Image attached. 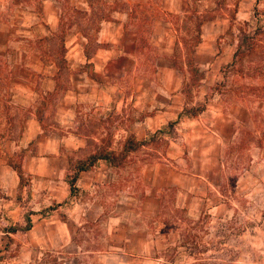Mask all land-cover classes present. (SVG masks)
Segmentation results:
<instances>
[{
    "label": "crops",
    "instance_id": "1",
    "mask_svg": "<svg viewBox=\"0 0 264 264\" xmlns=\"http://www.w3.org/2000/svg\"><path fill=\"white\" fill-rule=\"evenodd\" d=\"M64 2L0 0V25H33L28 18L37 16L41 22L36 25H51L54 32ZM69 3L75 9H89V0ZM123 13L117 8L116 21L101 24L97 42L106 47H99L92 59L97 70L114 76L127 73L141 52L138 31L118 17ZM219 27L207 25L210 34L197 46L196 56L211 67L203 73V83L219 77L217 71L232 62L238 44L236 40L232 46L219 43ZM156 41L159 45L160 39ZM167 44L175 41L165 40ZM172 57L160 55L155 61ZM262 79L264 87V75ZM130 93L149 96L144 101L131 97L134 101L127 103L124 89H87L93 104L102 110V125H107L103 122L107 111L117 116L111 140L121 147L112 153L119 154L130 137L137 142L163 141L164 149L153 156L144 152L147 159L142 162L141 151L128 153L134 162L126 170L99 160L79 173L75 193L65 175L82 147L75 141L88 136L61 134L48 153L26 155L16 170L7 164L12 155L0 150V264H49L52 257L58 264H173L174 257L168 256L184 255L181 243L190 220L203 215L222 220L241 198H249V205L262 203L264 210V90L262 100L253 103L216 94L200 105L204 110L195 116L187 113L196 107H188L181 92L149 86ZM115 94L117 98H112ZM105 136L92 133L90 139L100 143ZM95 152L92 148L83 158ZM242 158H247V166L240 163ZM236 165L241 168L229 188V176L237 171L231 173L229 167ZM128 169L133 173L130 182L118 176ZM26 175L30 180L23 184ZM27 221V230L12 231Z\"/></svg>",
    "mask_w": 264,
    "mask_h": 264
},
{
    "label": "rangeland",
    "instance_id": "2",
    "mask_svg": "<svg viewBox=\"0 0 264 264\" xmlns=\"http://www.w3.org/2000/svg\"><path fill=\"white\" fill-rule=\"evenodd\" d=\"M113 1L89 0V9L85 11L75 9L65 0L54 32L51 25H36L41 22L37 16H26L33 25H0V150L12 155L7 161L9 166L18 169L23 166L26 155L48 153L50 145L61 134L89 137L75 141L76 146L80 143L82 147L76 152L79 157L72 158V163L76 161L72 165L85 160L87 157L83 156L92 148L96 152L120 149L121 143L111 140L117 116L113 110L107 111L109 116L103 121L107 125L101 124L102 110L87 95L90 86L124 89L127 103L133 102L129 98L135 96L144 101L148 94L130 91L149 86L181 92L188 107L203 105L216 94L226 100L250 103L262 100L264 0ZM117 8L124 12L118 17H122L125 25H132L138 31L141 52L127 73L114 76L97 70L92 59L99 47H106L97 42L101 24L116 21ZM207 25H220L219 43L232 46L234 40H241L243 32L250 37L251 47L233 63L223 65L217 71L219 77L206 78L205 83L193 82L189 59L198 68V74L211 69L201 56H196L201 38L210 34ZM156 38L160 39L159 45L154 44ZM165 40L175 44L165 46ZM85 53L89 55L88 60ZM167 54H173V60L155 61ZM111 97L117 98V95ZM93 109L98 110L92 116ZM92 133L95 136L106 133V136L96 143L90 139ZM146 142L138 150L143 153L141 162L147 159L144 152L153 156L154 151L165 147L163 141ZM133 162V156L126 158L119 168L126 170ZM244 162L247 166V158L241 159L240 163ZM239 168V165L229 167L231 173L237 170L229 176V188ZM132 174L128 169L118 176L130 182ZM29 180L26 175L22 182L29 183ZM187 225L181 243L184 255L168 256L174 257L173 264H264L262 203L249 205V198H241L224 219L214 220L203 215ZM48 263L58 264L53 257Z\"/></svg>",
    "mask_w": 264,
    "mask_h": 264
},
{
    "label": "trees",
    "instance_id": "3",
    "mask_svg": "<svg viewBox=\"0 0 264 264\" xmlns=\"http://www.w3.org/2000/svg\"><path fill=\"white\" fill-rule=\"evenodd\" d=\"M198 25H200V24H198ZM197 28H198V30H200V26H197ZM240 34H241V36H240L241 40H239L237 47L235 49V52L233 54L232 63L239 54H242L244 52H248L249 48L251 47V45L249 43L250 37L243 32ZM85 57L87 60L89 59V55L87 53H85ZM188 66L190 69V73H191L193 82H195V80H198V82L201 81L203 79V74H198L199 70L194 65V62L192 59H189ZM194 75H196V78ZM203 110H204V106H198L194 109L190 108L186 111L190 115L195 116ZM182 116H183V113H180L179 118ZM146 143H147L146 141L145 142H137L133 139V137H130L125 141L123 148H122V151L119 154H114L112 152L100 151V152H96V153L88 156L83 161H78L77 163H75L72 166L71 171L65 175V181L69 184L71 193L77 192V188H76L75 184H76V181H77V178H78V175L80 172L89 170L99 160L107 161V163H109V165L111 167H120L121 164L123 163V161L127 158L128 153L138 151L140 149V147L144 146ZM15 170H16V168H15ZM19 175H20V172H19ZM29 226H30V222L27 221L25 226L15 227L12 229V231H15L16 229L27 230L29 228Z\"/></svg>",
    "mask_w": 264,
    "mask_h": 264
}]
</instances>
